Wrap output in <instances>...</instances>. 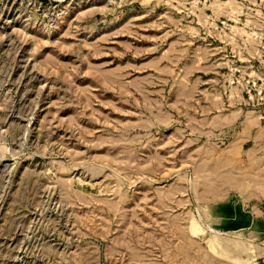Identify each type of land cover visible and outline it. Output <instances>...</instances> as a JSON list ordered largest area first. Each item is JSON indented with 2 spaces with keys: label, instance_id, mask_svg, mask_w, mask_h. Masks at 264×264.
Returning <instances> with one entry per match:
<instances>
[{
  "label": "rangeland",
  "instance_id": "rangeland-1",
  "mask_svg": "<svg viewBox=\"0 0 264 264\" xmlns=\"http://www.w3.org/2000/svg\"><path fill=\"white\" fill-rule=\"evenodd\" d=\"M237 112L264 122V0H0V264H264L215 212L264 188Z\"/></svg>",
  "mask_w": 264,
  "mask_h": 264
},
{
  "label": "crops",
  "instance_id": "crops-1",
  "mask_svg": "<svg viewBox=\"0 0 264 264\" xmlns=\"http://www.w3.org/2000/svg\"><path fill=\"white\" fill-rule=\"evenodd\" d=\"M220 126L225 130L237 129L233 138L232 150L237 149L238 155L231 159L236 165V170L243 167L249 168L252 161L255 160V165L260 169L258 173L264 175V122L237 112L223 118ZM238 181H240L239 187L238 185L236 188L232 187L233 193L229 195L230 197L227 196L228 199L222 200L219 205L216 204L217 210L221 207L229 210L235 205L233 208L238 210L239 215L242 214L248 218V221H243L241 226L248 230L256 228L257 231L264 234V188L261 190L245 188L243 184L245 181L256 184L255 178L252 176L249 178L242 176L237 178ZM228 214L230 219H234V216L237 215L230 211ZM230 228L233 229L230 226L227 229Z\"/></svg>",
  "mask_w": 264,
  "mask_h": 264
},
{
  "label": "bare ground",
  "instance_id": "bare-ground-1",
  "mask_svg": "<svg viewBox=\"0 0 264 264\" xmlns=\"http://www.w3.org/2000/svg\"><path fill=\"white\" fill-rule=\"evenodd\" d=\"M247 192V191H246ZM235 206V205H234ZM233 206V207H234ZM229 208V210L228 209H224V208H219V209H221V210H216L215 212L217 213V215L220 217V219H221V223L222 224H224V226H226V225H228V224H235L236 223V221H238V219L240 218V220L241 219H244V217L247 219V217L244 215H239V213H238V210H236V208L234 209V208ZM227 210H228V212H227ZM229 211L231 212V213H233V214H237V215H235L234 216V219H230L229 218V214L227 215V213H229ZM228 219H230V220H228ZM239 222V221H238ZM217 226V225H216ZM192 231H196V227H195V225H192ZM246 231V230H245ZM201 232V231H200ZM221 232V231H220ZM237 232H239V231H237ZM212 241V240H211ZM210 244V243H209ZM211 244H212V246L213 245H215V243H214V240H213V242H211ZM211 244L209 245V246H211Z\"/></svg>",
  "mask_w": 264,
  "mask_h": 264
}]
</instances>
